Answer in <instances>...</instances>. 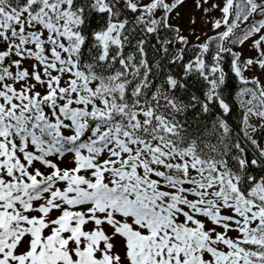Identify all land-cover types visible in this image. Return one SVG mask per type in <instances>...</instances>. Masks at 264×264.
<instances>
[{"label":"snow or ice","instance_id":"obj_1","mask_svg":"<svg viewBox=\"0 0 264 264\" xmlns=\"http://www.w3.org/2000/svg\"><path fill=\"white\" fill-rule=\"evenodd\" d=\"M185 3L0 0V264H264V0Z\"/></svg>","mask_w":264,"mask_h":264},{"label":"rangeland","instance_id":"obj_2","mask_svg":"<svg viewBox=\"0 0 264 264\" xmlns=\"http://www.w3.org/2000/svg\"><path fill=\"white\" fill-rule=\"evenodd\" d=\"M194 11V5L192 3V0H186L185 6L183 7V9H181V13H182V19L180 21H178V23L180 24L181 28L184 30L185 34H188L189 31V23H188V17L192 14V12ZM212 15L214 17H219V12H214L212 13ZM196 18H197V24H196V29H197V33H207V35H211L214 34V32H212L211 29V25H205L200 21V14L196 13ZM223 30V29H221ZM205 37L202 35L201 39L203 40ZM246 54H248L246 52ZM246 75H251V73H246Z\"/></svg>","mask_w":264,"mask_h":264},{"label":"trees","instance_id":"obj_3","mask_svg":"<svg viewBox=\"0 0 264 264\" xmlns=\"http://www.w3.org/2000/svg\"><path fill=\"white\" fill-rule=\"evenodd\" d=\"M215 34V33H214ZM214 34H211V35H214ZM211 35H209V36H211ZM177 71H179V70H177ZM158 82V81H157ZM234 83V87L232 88V91H233V94H234V92H235V90H236V86H235V82H233ZM177 95H180V92H179V89L177 90V93H176ZM182 99H184L185 101H187V99H188V97H187V95H184L183 97H182ZM193 115H194V113H192V112H190L189 114H188V118H189V121L191 122V120H192V117H193ZM240 115V113L234 108L233 109V112H232V117L231 118H236V117H238ZM230 118V119H231ZM195 129V125L193 124V130Z\"/></svg>","mask_w":264,"mask_h":264},{"label":"built area","instance_id":"obj_4","mask_svg":"<svg viewBox=\"0 0 264 264\" xmlns=\"http://www.w3.org/2000/svg\"><path fill=\"white\" fill-rule=\"evenodd\" d=\"M157 83H159V81Z\"/></svg>","mask_w":264,"mask_h":264}]
</instances>
